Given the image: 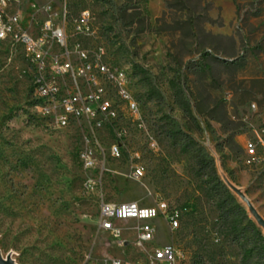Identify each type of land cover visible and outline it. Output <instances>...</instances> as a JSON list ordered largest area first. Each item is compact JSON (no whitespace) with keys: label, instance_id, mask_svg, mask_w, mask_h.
Listing matches in <instances>:
<instances>
[{"label":"rangeland","instance_id":"374dc122","mask_svg":"<svg viewBox=\"0 0 264 264\" xmlns=\"http://www.w3.org/2000/svg\"><path fill=\"white\" fill-rule=\"evenodd\" d=\"M48 1L24 0L22 15L27 19L30 7ZM67 1L72 12L89 9L93 33L79 42L101 43L107 60L125 70L143 126L129 116L117 84L110 85L107 100L116 114L112 122L124 131L123 146L116 156L109 151L112 131L86 135L97 142L95 170L102 171L100 181L86 184L92 172L81 168L77 155L84 125L54 128L36 117L27 62L19 49L0 43V251L16 264L145 261L132 245L129 227L136 222L117 223L125 239L118 243L99 228L98 206L101 200H164L180 211V224L172 231L162 218H152L156 232L149 244L170 242L179 256L155 264H242V247L221 225L217 197L194 152L168 135L167 119L197 138L264 216V0H113V6L106 0ZM10 5L19 7V0ZM178 78L187 86L200 130L176 103L171 81ZM150 84L160 97L150 94ZM248 140L256 161L247 162ZM134 164L143 169L138 178L129 176Z\"/></svg>","mask_w":264,"mask_h":264},{"label":"built area","instance_id":"2783aa9c","mask_svg":"<svg viewBox=\"0 0 264 264\" xmlns=\"http://www.w3.org/2000/svg\"><path fill=\"white\" fill-rule=\"evenodd\" d=\"M23 1L19 0V7H11L8 0H0V43L9 45L11 49H19L27 62L31 78V107L36 117L54 128L68 127L71 123L84 125L86 132L77 155L81 168L92 172L87 175L85 183L95 184L100 181L102 173L95 170L97 142L90 143L86 135L93 138L103 130L112 131L115 141L111 143L109 151L116 156L123 146L124 131L116 122H112L113 112L107 104V97H111L110 85L118 84V89L125 96V103L130 106L129 116H134L136 122L143 126L140 107L127 88L128 76L124 69H118V64L107 60L104 45H82L79 42L80 37L93 33V17L89 9L83 7L72 12L67 0H50L30 7L33 11L26 19L20 8ZM38 11L43 18L36 15ZM87 61L101 64V74L94 75L93 68H87ZM38 97L43 98V106L33 107V99ZM245 150L247 162L257 160L252 141L245 142ZM130 169L131 178L143 175V169L138 164ZM180 217V211L164 200L151 205L140 204L137 200L118 203L101 200L98 206L99 228L110 232L118 243H124L122 228L117 223L122 220L135 221L136 224L129 227L134 234L132 245L146 255L145 261L131 262L116 257L111 258L108 264L174 261L179 252L172 243L160 246L149 244L156 232L151 219L162 218L167 228L173 231L179 226Z\"/></svg>","mask_w":264,"mask_h":264},{"label":"trees","instance_id":"16d2710c","mask_svg":"<svg viewBox=\"0 0 264 264\" xmlns=\"http://www.w3.org/2000/svg\"><path fill=\"white\" fill-rule=\"evenodd\" d=\"M110 4L113 6V0ZM167 4V3H166ZM133 8L132 14L138 16L136 5L129 6ZM169 8V6L166 5ZM122 8V7H121ZM125 7L120 11L124 12ZM162 17L157 18L160 21ZM131 22V19L128 23ZM143 28L137 29V33H141ZM264 38V35L262 36ZM207 52H203V55H207ZM232 64L241 63L242 60L234 59L230 61ZM176 89V103L180 105L182 110L188 116L192 123L197 129H201L199 122L196 120L193 112V104L190 102L189 96L186 91L188 90L186 85H182L179 78L174 83ZM150 94L153 97H160V91L152 84L149 85ZM168 135L174 140H178L184 150L193 151L196 158V164L201 169L202 173L205 174L208 182V189L211 194L217 197L218 213L220 215V222L223 228L232 235V238L237 244L242 247V264H264V235L262 231L256 227L254 221L250 218L244 207L239 203L238 199L233 193L227 188L224 182L219 178L215 160L213 155L205 146L191 133L185 129L179 122L168 117Z\"/></svg>","mask_w":264,"mask_h":264},{"label":"water","instance_id":"95a60500","mask_svg":"<svg viewBox=\"0 0 264 264\" xmlns=\"http://www.w3.org/2000/svg\"><path fill=\"white\" fill-rule=\"evenodd\" d=\"M210 152V151H209ZM211 153V152H210ZM211 155H213L211 153ZM214 157V156H213ZM215 160V157H214ZM219 178L229 188L233 195L238 199L239 203L244 207L250 218L254 221L256 227H258L264 235V216L257 210L249 196L245 193V188H241L236 185L231 179L222 171V169L215 163ZM0 264H16L11 254L3 255L0 251Z\"/></svg>","mask_w":264,"mask_h":264},{"label":"bare ground","instance_id":"6f19581e","mask_svg":"<svg viewBox=\"0 0 264 264\" xmlns=\"http://www.w3.org/2000/svg\"><path fill=\"white\" fill-rule=\"evenodd\" d=\"M8 1L10 3V1H12V0H8ZM87 68H93V74L94 75H100L101 74V64H94V61H87ZM120 69H122V68H120ZM124 72H125V70H124ZM117 86H118V84H117ZM110 91H111V86H110ZM120 96L125 99V96L121 91H120ZM107 104H109V107L111 108V110L113 112L112 113V119H113L116 116L114 108H113L111 102H109L108 100H107ZM137 105H138V101H137ZM33 106L34 107L43 106V98L38 97V98L33 99Z\"/></svg>","mask_w":264,"mask_h":264}]
</instances>
